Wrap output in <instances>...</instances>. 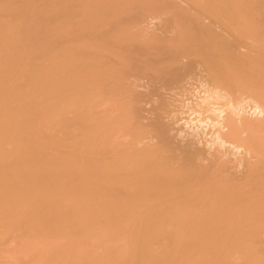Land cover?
<instances>
[{
  "label": "bare ground",
  "instance_id": "bare-ground-1",
  "mask_svg": "<svg viewBox=\"0 0 264 264\" xmlns=\"http://www.w3.org/2000/svg\"><path fill=\"white\" fill-rule=\"evenodd\" d=\"M0 264H264V0H0Z\"/></svg>",
  "mask_w": 264,
  "mask_h": 264
},
{
  "label": "rangeland",
  "instance_id": "rangeland-1",
  "mask_svg": "<svg viewBox=\"0 0 264 264\" xmlns=\"http://www.w3.org/2000/svg\"><path fill=\"white\" fill-rule=\"evenodd\" d=\"M177 91H179V90H177ZM177 91H176V94L179 95L180 93L178 94ZM180 92H181V94H182L183 91H180ZM185 93H188V94H187V95H186V94H185V95H181L182 97L179 95V96L181 97V98H180L181 100L184 99V100L181 101V102L179 101L178 96L175 94L177 97H174V98H176V99L178 100V101H175V104H181V105H183V107H184V108L182 107L181 110L178 109L179 112L181 111V112L183 113V110L185 109V110H184L185 112H184L183 114L179 113L178 111H177L176 113H177L180 117H182L181 115L184 116V114H185L184 118L188 115V113H189L190 115H188L186 118L198 117V115L194 113L195 110H194V109H191V107L193 106V104H190V105H189V103H191V102L193 103L192 100L195 99V97H194L195 95L191 94L190 91H188V92L186 91ZM189 94H190L191 96H193V97H191L192 100H191V99H188V100H187V97H186V96L189 97ZM183 97H184V98H183ZM182 98H183V99H182ZM185 98H186V102H188V103L185 102ZM189 98H190V97H189ZM193 98H194V99H193ZM190 100H191V102H189ZM177 102H178V103H177ZM187 104H188L190 107L188 106V108H187ZM185 105H186V106H185ZM148 107H149V106H148ZM192 110H193V111H192ZM192 114H193V115H192ZM189 116H191V117H189Z\"/></svg>",
  "mask_w": 264,
  "mask_h": 264
}]
</instances>
